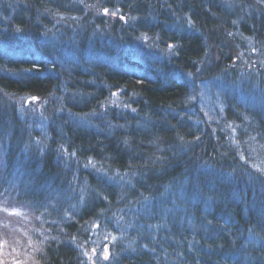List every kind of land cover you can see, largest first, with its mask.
<instances>
[{
	"label": "trees",
	"instance_id": "trees-1",
	"mask_svg": "<svg viewBox=\"0 0 264 264\" xmlns=\"http://www.w3.org/2000/svg\"><path fill=\"white\" fill-rule=\"evenodd\" d=\"M0 264H264V0H0Z\"/></svg>",
	"mask_w": 264,
	"mask_h": 264
},
{
	"label": "rangeland",
	"instance_id": "rangeland-1",
	"mask_svg": "<svg viewBox=\"0 0 264 264\" xmlns=\"http://www.w3.org/2000/svg\"><path fill=\"white\" fill-rule=\"evenodd\" d=\"M97 13V11L93 12V17L95 16V14ZM92 15V14H91ZM107 17H110V14L107 15ZM253 53V52H252ZM242 62L244 63V60H242ZM216 83L214 84H208L206 85V89H204V91L198 95H196V98H199L198 100L200 101V108L202 107V110L204 113L208 114V115H211L212 114V120H216L218 118V115H217V111H218V108H221V103L223 102L221 100V97H217L216 102H214V100H212L213 98H211V96L213 97L214 93H213V89L215 87H218V84L221 83V80L218 79V80H215ZM220 89L222 90V92L225 93V95L228 93L229 94V90H231V94H234V90H232L231 88L227 87V90L224 89V87L222 85H220ZM206 90L207 91H210V94L209 96L207 97L206 96ZM202 95V96H201ZM19 169V167H18ZM12 213H16V212H20V209H11Z\"/></svg>",
	"mask_w": 264,
	"mask_h": 264
},
{
	"label": "bare ground",
	"instance_id": "bare-ground-1",
	"mask_svg": "<svg viewBox=\"0 0 264 264\" xmlns=\"http://www.w3.org/2000/svg\"><path fill=\"white\" fill-rule=\"evenodd\" d=\"M13 175H15V177H16V174H13ZM96 242H98V243H99V241H96Z\"/></svg>",
	"mask_w": 264,
	"mask_h": 264
},
{
	"label": "snow or ice",
	"instance_id": "snow-or-ice-1",
	"mask_svg": "<svg viewBox=\"0 0 264 264\" xmlns=\"http://www.w3.org/2000/svg\"><path fill=\"white\" fill-rule=\"evenodd\" d=\"M105 12H107V9H105Z\"/></svg>",
	"mask_w": 264,
	"mask_h": 264
}]
</instances>
